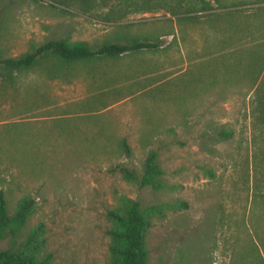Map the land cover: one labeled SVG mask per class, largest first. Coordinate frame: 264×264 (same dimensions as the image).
<instances>
[{
    "label": "rangeland",
    "instance_id": "obj_1",
    "mask_svg": "<svg viewBox=\"0 0 264 264\" xmlns=\"http://www.w3.org/2000/svg\"><path fill=\"white\" fill-rule=\"evenodd\" d=\"M87 7L0 0V57L50 40L91 49L160 42L118 57L49 59L6 78L0 72L8 213L24 197L34 201L25 232L43 225L51 264H108V210L127 199L142 208L184 201L186 210L165 207L152 219L148 264H260L264 0H94ZM11 125L18 126L14 145L6 141ZM150 151L165 190L139 188L120 173L119 166L141 173ZM9 245L0 242V250Z\"/></svg>",
    "mask_w": 264,
    "mask_h": 264
},
{
    "label": "trees",
    "instance_id": "obj_2",
    "mask_svg": "<svg viewBox=\"0 0 264 264\" xmlns=\"http://www.w3.org/2000/svg\"><path fill=\"white\" fill-rule=\"evenodd\" d=\"M78 1L87 10L89 9L87 6L94 0ZM258 12L259 9L257 14ZM263 12L264 8L262 9ZM261 33L264 36V25ZM158 43L160 42H134L124 45L105 44L98 49H91L83 42L68 43L65 40H50L19 56L0 57V72L6 78L10 77L12 73L30 70L49 59H55L66 64L85 62L118 57L146 49H157L160 47ZM8 127L10 126L5 128V133L8 134H6V141L8 144L14 145L19 138L18 126L11 125L12 128ZM219 135L223 139H229L232 136L227 132H221ZM25 146L31 145L25 144ZM17 148L18 150L21 149L19 146ZM118 149L127 158L131 156V149L125 139L120 140ZM156 158V152L150 151L144 160L141 173L119 166L120 173L126 181L136 184L139 188L149 187L153 191L165 190L167 187L161 179L163 173L156 162ZM169 206L176 210L188 208L186 202L179 200H174L169 205L161 204L142 208L137 201L127 199L118 207L108 210L106 212V219L110 223V228L106 231L109 239L108 264H148L146 236L151 227L152 219L162 216L164 208ZM34 210V201L29 197H24L18 202L15 212L10 215L7 210L5 192L0 189V242L10 241L9 247L0 250V264H51V256L43 255L45 247L43 225L39 224L25 232ZM256 240L258 241V247L256 246L258 260L260 264H264V238Z\"/></svg>",
    "mask_w": 264,
    "mask_h": 264
}]
</instances>
